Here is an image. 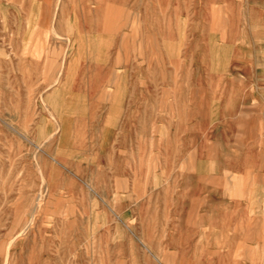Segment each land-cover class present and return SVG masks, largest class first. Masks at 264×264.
<instances>
[{"label":"rangeland","instance_id":"1","mask_svg":"<svg viewBox=\"0 0 264 264\" xmlns=\"http://www.w3.org/2000/svg\"><path fill=\"white\" fill-rule=\"evenodd\" d=\"M263 37L264 0H0V264H264Z\"/></svg>","mask_w":264,"mask_h":264},{"label":"crops","instance_id":"2","mask_svg":"<svg viewBox=\"0 0 264 264\" xmlns=\"http://www.w3.org/2000/svg\"><path fill=\"white\" fill-rule=\"evenodd\" d=\"M105 15H107V14H105ZM112 15H114V14H112ZM112 15L110 14V16H112ZM110 16L108 19L109 22L111 21ZM113 19H114L113 21H115V19H116L115 15H114ZM108 34H110V33H108ZM263 40H264V37H263ZM233 55H234V53L232 52L230 55V62H228L230 64L233 62V58H232ZM261 59H262L261 64H258V65H252L251 64L252 66L250 67V69L254 70L256 72V76L259 73V71H261V77H256V79H255L256 83L253 82L252 84H253V86L260 84L264 88V52H262ZM126 69H127V67L125 65H124L123 69H120V71H122L121 76L125 75L124 72L126 71ZM240 76L246 78L244 75H242V73H240ZM259 80H261V82ZM106 101L108 102V105L106 106L107 117H105V123H104V125L106 126L105 127L106 133H108L110 135H111V133L112 134L119 133L120 132L119 127L121 124V119L123 117V115H122L123 110H125L124 109L125 100L123 99V97L119 100H116V97L110 96L108 98V100H106ZM261 101L264 103V97H263V99H261ZM247 115L248 114H246L245 111L236 112L235 118L237 120L236 125L238 126V128H237V131L234 135H237V137H238V140H236L238 148L235 147L237 149H239V145L241 146L240 148L243 149L244 146L250 141V135H251V133L249 132L250 130H249V128H247L246 123L244 121H241L242 118L248 117ZM178 131L179 130H177V132ZM182 134L184 135V137L182 139H179V138L177 139V144L175 147V149L177 151V153H176L177 155L174 159V162H196L195 158L192 159L191 155H190L191 150L196 149V148L192 149V146H191L190 129L185 128L184 131L182 132ZM203 134L205 135V133H203ZM201 140H202V142L199 143L198 147H199V149H202L203 151H205L206 145H207L206 137L204 136V138L200 139V141ZM113 148L116 149V147H113ZM181 150L183 151V154L178 153ZM262 152H263V150H262ZM199 162H203V161H201V159H199ZM260 162H264V160L262 159V161L260 160Z\"/></svg>","mask_w":264,"mask_h":264},{"label":"bare ground","instance_id":"3","mask_svg":"<svg viewBox=\"0 0 264 264\" xmlns=\"http://www.w3.org/2000/svg\"><path fill=\"white\" fill-rule=\"evenodd\" d=\"M51 25H52V24H51ZM100 39H101V37H100ZM101 40H102V39H101ZM101 40H99V41H101ZM105 40H106V39H105ZM105 40H103V41H104V44L106 43ZM99 41H98V42H99ZM97 51H99V50H97ZM96 57H97V55H96ZM95 60H96V59H95ZM69 70H70V69H69ZM67 74H68V73H67ZM70 78H71V77H70ZM72 79H73V78H72ZM55 82H56V81H55ZM49 93H51V92H49ZM49 93H48V94H49ZM52 93H54V91H53ZM57 96H58V95H57ZM51 97H52V96H51ZM48 99H49V97H48ZM52 100H53V99H52ZM53 102H54V100H53ZM50 104H52V103L50 102ZM55 104H57V103H55ZM55 104H54V105H55ZM57 105H58V104H57ZM54 107H55V106H54ZM74 115H75V114H74ZM52 118H53V117H52ZM241 125H242V124H241ZM243 126H244V125H243ZM219 141H220V140H219ZM236 179H237V178H236ZM238 197H239V196H238ZM24 230H26V229H24ZM240 244H241V243H240ZM213 251H214V250H213Z\"/></svg>","mask_w":264,"mask_h":264}]
</instances>
